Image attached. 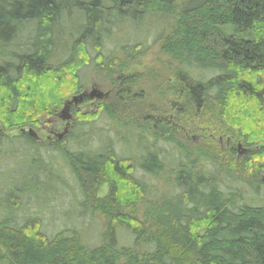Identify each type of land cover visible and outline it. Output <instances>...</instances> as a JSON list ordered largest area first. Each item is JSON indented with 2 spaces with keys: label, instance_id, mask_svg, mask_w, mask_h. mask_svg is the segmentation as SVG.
Listing matches in <instances>:
<instances>
[{
  "label": "trees",
  "instance_id": "16d2710c",
  "mask_svg": "<svg viewBox=\"0 0 264 264\" xmlns=\"http://www.w3.org/2000/svg\"><path fill=\"white\" fill-rule=\"evenodd\" d=\"M156 45L176 64L157 87L174 122L148 108V83L124 75L127 62ZM90 70L111 88L93 114L72 107L68 135L46 147L20 134L55 120ZM129 109L149 110L141 125L150 131L120 127ZM103 120L137 137L138 158L121 156L111 136L95 131ZM208 129L242 140L246 152L235 159L234 149L185 139V131ZM178 133L182 143L172 138ZM17 142L29 149V169L23 186L0 187V264H264V206L244 202L263 198L264 0H0V148ZM41 148L62 156L79 192L65 214L74 228L54 235L37 195H47L46 179L29 161ZM196 158L206 165L197 170ZM164 168L170 185L152 193L142 177L155 179ZM105 183L107 198L91 201ZM23 196L35 197L39 209L22 212ZM138 206L141 218L124 213ZM87 213L103 218V231L80 229Z\"/></svg>",
  "mask_w": 264,
  "mask_h": 264
},
{
  "label": "rangeland",
  "instance_id": "374dc122",
  "mask_svg": "<svg viewBox=\"0 0 264 264\" xmlns=\"http://www.w3.org/2000/svg\"><path fill=\"white\" fill-rule=\"evenodd\" d=\"M150 41L151 39H148L147 43H150ZM109 47L112 48V44L109 45ZM104 51L111 52L115 50L108 49V46H107ZM118 57L119 59L121 58L120 56ZM127 63H128L127 68L124 70L125 76L129 75V76H135L136 78L140 77L139 80L141 82L148 83L146 84L145 87H142V91L144 95L148 96L146 97V100H145L146 104L148 105V108L150 110L152 108L157 109V111H159L160 113L163 112L161 114H158L157 112V114H155L157 118L167 116L171 121L174 122L175 121V118L173 117L174 111L170 113L164 112L165 111L164 109L166 108L165 99L162 97L160 92L158 94L159 90L157 91L158 89L157 87L160 84V81L164 79L165 75L168 74L170 70L175 68L176 64L171 62L170 57L163 55L157 45L154 46L149 52H147L145 57L139 60H136L134 62H127ZM95 76H96V73L90 70L88 77H87V82L84 85L83 91L89 92L91 90V87H95L101 93H107L108 91L111 90L109 83L101 82L104 75L97 77V79ZM153 79L155 80L151 81ZM73 96H76V94L68 95L67 97H65L64 101L69 100ZM101 100L103 101L104 99H96V100L94 99L88 103L79 105L75 108L76 109L75 112L80 113L82 115L93 114L96 111L97 106L99 102H101ZM60 111H61V108L58 109L55 120H50L49 125L37 126L34 128L26 127V129H32L38 135V137L42 141V144H43L42 147H46L48 143H52V141L56 139L55 137H53L50 141L47 140L48 132L50 130L56 134L63 133L66 122H63L60 119L59 117ZM136 114H138L139 116H136L135 111L130 110V109L128 110L127 113H124V116H122V119H121L122 122L120 124V127L124 125H128L127 130H131V128L133 129V127L130 125L133 124V125H136L138 129L141 131L142 130L150 131L151 126L149 124L148 126L141 125L143 120H145L146 118L152 117V114L149 113V110L144 116H142L141 112L136 113ZM74 118L75 117H72L71 121H73ZM71 121L69 123V127L71 126ZM93 128L95 129L96 132H101L102 135H105L107 133L108 136H111L113 140V144H115L117 149L120 151L118 153L121 156H125L126 155L125 151H128L129 156H131L134 160L138 158V154L132 148L134 147L135 140L137 138V137H135V139L133 138L134 134L131 135L130 134L131 132L127 133V135H122L121 133L116 134L114 133V123H109L106 120H103L95 124ZM176 128H178L180 132L182 131V133H184V130H182L183 129L182 126H180L179 128L177 125ZM119 132H121V130H119ZM185 132H186L185 139L191 147L204 148L203 144L210 142L215 148H219L221 150L229 151L231 149H234L235 159L241 158L243 154L239 155V152H241V150L246 149L242 140H234L231 138H227L224 135L217 136L215 135V133H212L211 129H208L204 132L202 131H199V132L185 131ZM68 133L65 136H67ZM2 135L4 137H7L8 139H11L13 137L19 136V131L18 130L10 131V132L3 131ZM96 135L100 136L101 134L97 133ZM123 137L126 138L125 143H121L122 142L121 138ZM172 138L174 140L176 139L177 142L179 143L183 142L181 140L182 139L181 134L179 133H178V136H175V134H173ZM84 140H88V137H84ZM145 142L146 141H142L141 143L144 144L145 146ZM93 145H96L95 141H93ZM238 145H241V150L240 149L237 150ZM12 146L13 147H9L5 143H3L0 148V153L2 155V157H0V187L1 188H4L8 185L23 186V183H24L23 178L25 177V169L26 168L29 169L28 167L29 164H28V159H27L29 149L24 147L20 142H17ZM70 146H71L70 142H68L67 147L70 148ZM124 147L126 148V150ZM13 153L15 154L18 153L20 155L18 154L14 155ZM32 154H33V157L29 158L30 163L32 164L35 161H37L38 167L42 169V173L44 175V178L46 179L43 181H44V186L47 188L46 190L47 195L45 194H37V195L39 196V200H40V208L48 207L47 211L49 215L48 216L42 215L41 217L42 224L46 226L45 228H47L46 230L47 234L54 235L62 230L73 229L74 227H72L73 226L72 223L70 222V220L66 218L65 214H69L71 209L74 211L75 207L79 203L78 201L79 198H77L79 195V192H78V188L71 180L70 178L71 176H69L68 171L65 169V166H66L65 161L63 160L62 156L59 153L51 152L50 150H46L45 148H41L39 149L38 152L36 153L33 152ZM205 154L207 153L205 152ZM12 156H14L15 158H13ZM19 157H21L22 159H20ZM194 162H195V167L198 170L202 168V166H205L207 161L205 162L204 159L196 158ZM139 176L140 174H138V177ZM142 178L148 183L150 191L154 193V191L162 190V189H165V187H168L170 185V181L172 180L173 176L171 175L170 168H164V170L161 173H159L157 177H155V179L150 176H145V175ZM260 180L262 182V185H261L262 189H260L261 191H259L260 195L258 194L259 195L258 197L264 198V174L260 176ZM107 185L108 184L105 183L98 190H96L95 195H93L94 196L93 199L91 197L90 200L100 201V200L107 198L108 189H109ZM47 197H50L49 199L50 201L48 202L46 201ZM263 198L261 201L260 200L248 201L250 199L247 198L244 202L251 206H262V205L264 206ZM36 202L37 201L35 200V197L29 198L27 196H23V198H21L20 210L22 212L25 211L26 214L33 213L34 210L39 209L38 206L37 207L35 206ZM124 213L130 217L141 218L144 213V207L138 206L136 208V211L132 212V211L127 210V211H124ZM104 227H105V224H104L103 218L100 217L99 214H96L93 217H91L89 213L85 214L84 219H83V224L82 222L80 224V229H83V230L90 229V233L92 231L94 232L95 230H99V232L103 231ZM88 237L89 236H87V238ZM121 241L125 242V239L122 238Z\"/></svg>",
  "mask_w": 264,
  "mask_h": 264
},
{
  "label": "water",
  "instance_id": "95a60500",
  "mask_svg": "<svg viewBox=\"0 0 264 264\" xmlns=\"http://www.w3.org/2000/svg\"><path fill=\"white\" fill-rule=\"evenodd\" d=\"M103 95L100 91H98L96 88H91L89 92H81L77 94L76 96L71 97V99L67 100L64 104L63 107L60 111L59 117L63 122H66L65 128L63 130L62 134L56 135L57 140H61L67 133H68V128H69V123L72 119L70 109L72 107L76 108L80 104H82L85 100H96V99H101ZM20 134H27L29 137L34 139V141L39 142L40 138L37 136V134L32 130V129H22L20 131ZM241 150V145L237 146V150ZM246 151L241 150L239 152V155L244 154Z\"/></svg>",
  "mask_w": 264,
  "mask_h": 264
},
{
  "label": "flooded vegetation",
  "instance_id": "af4514ba",
  "mask_svg": "<svg viewBox=\"0 0 264 264\" xmlns=\"http://www.w3.org/2000/svg\"><path fill=\"white\" fill-rule=\"evenodd\" d=\"M92 88V87H91ZM93 88H95V87H93ZM82 92H85V91H82ZM109 92L110 91H108L107 93H102L103 95H106V96H103L101 99H105L107 96H108V94H109ZM71 99V98H70ZM91 100H85L82 104H84V103H88V102H90ZM82 104H80V105H82ZM70 113H71V109H70ZM72 116V115H71ZM49 122H50V120H48ZM69 129H70V127L68 128V132H69ZM56 135H58V134H56V133H54L53 131H49L48 132V136H47V140L48 141H50L53 137H55ZM38 136V135H37ZM56 138V137H55ZM38 143H41L42 144V141H41V139H40V141L38 142Z\"/></svg>",
  "mask_w": 264,
  "mask_h": 264
}]
</instances>
